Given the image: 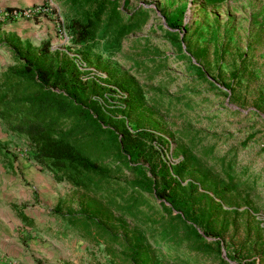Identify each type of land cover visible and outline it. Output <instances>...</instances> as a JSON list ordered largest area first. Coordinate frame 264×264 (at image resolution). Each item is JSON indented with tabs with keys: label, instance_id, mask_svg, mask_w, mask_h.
I'll return each mask as SVG.
<instances>
[{
	"label": "trees",
	"instance_id": "1",
	"mask_svg": "<svg viewBox=\"0 0 264 264\" xmlns=\"http://www.w3.org/2000/svg\"><path fill=\"white\" fill-rule=\"evenodd\" d=\"M193 1L203 8L226 0ZM59 2L69 46L11 38L12 63L0 70V122L24 140L29 159L78 194L75 206L60 201L53 215L66 231L101 246L108 264H257L256 257L242 256L244 247L233 250L225 239L239 229L241 207L247 205L233 163L213 159L214 147L197 143L198 133L188 129L178 132L170 152L177 160L170 161L169 141L157 134L161 127L154 112L168 104L161 87L91 59L96 49L117 53L126 37L146 24L148 9H130V0ZM187 7L179 4L163 31L181 57ZM207 51L200 56L205 61ZM137 58L134 67L149 70L152 81L160 62L152 60L149 69L148 57ZM89 65L105 75L93 74ZM194 71L201 83L214 86L207 69ZM223 86L231 94L223 84L214 88ZM0 153L5 155L1 143ZM163 247L183 255L169 258ZM256 250L264 261V243Z\"/></svg>",
	"mask_w": 264,
	"mask_h": 264
},
{
	"label": "rangeland",
	"instance_id": "2",
	"mask_svg": "<svg viewBox=\"0 0 264 264\" xmlns=\"http://www.w3.org/2000/svg\"><path fill=\"white\" fill-rule=\"evenodd\" d=\"M20 3L15 16H5L0 8V70L12 63L7 46L11 34L34 45L49 39L53 48L65 49L70 43L59 32V19H64L60 2ZM182 3L188 6L183 18L188 30L180 29L184 57L163 33L168 29L166 20L176 17L175 8ZM39 6L46 10L24 15ZM135 7L148 9L146 24L126 37L117 53L96 49L91 59L161 87L168 104L156 106L154 112L161 127L157 134L169 141L165 155L170 161L177 160L170 152L178 142V132L188 129L198 133L197 143L214 147L213 159L226 157L233 163L244 183L241 191L247 205L239 202L244 205L239 229H231L225 239L233 250L244 247L243 257H256L257 264H264L256 250L264 243V0H226L203 8L193 0H130L129 8ZM205 47L209 62L200 58ZM70 51L79 55L75 49ZM144 56L149 69L154 66L152 60L160 62L152 81L149 70L133 64L136 57ZM196 66L207 69L214 86L196 78ZM88 69L105 75L92 65ZM220 84L231 88V94L224 86L222 91L214 88ZM183 97L178 104L172 101ZM0 143L5 149V155H0V264H108L101 246L66 231L52 213L60 201L75 206L72 201L78 194L72 186L57 182L29 159L24 140L1 122ZM212 158L210 162L216 165ZM14 204L34 221L31 229L23 227L27 223L17 216ZM162 253L169 258L183 255L182 250L165 247ZM200 264L208 263L200 260Z\"/></svg>",
	"mask_w": 264,
	"mask_h": 264
},
{
	"label": "crops",
	"instance_id": "3",
	"mask_svg": "<svg viewBox=\"0 0 264 264\" xmlns=\"http://www.w3.org/2000/svg\"><path fill=\"white\" fill-rule=\"evenodd\" d=\"M22 0H0V8H2V9H4V8H9V7H11V8H18V7H20L21 6V4L22 3H20ZM58 2H59V0H57ZM10 37V36H9ZM8 37V38H9ZM10 38H12V39H19V40H21V38L20 37H18V36H16V35H13V34H11V37ZM25 41V40H24ZM0 155H2L1 153H0ZM3 156V155H2ZM14 205H16V204H14ZM14 207V206H13ZM14 209H15V211H16V214H17V216L21 219V220H23L25 223H27V224H23V227H25V228H32L31 227V225H29V223L27 222V221H30V222H32L33 220L31 219V217L26 213V212H22L21 210H16V208L14 207ZM24 218H26V219H24ZM34 222V221H33ZM32 226H33V224H32Z\"/></svg>",
	"mask_w": 264,
	"mask_h": 264
},
{
	"label": "built area",
	"instance_id": "4",
	"mask_svg": "<svg viewBox=\"0 0 264 264\" xmlns=\"http://www.w3.org/2000/svg\"><path fill=\"white\" fill-rule=\"evenodd\" d=\"M46 9L44 8V7H36L35 9H33L32 11H25L24 12V15H31V14H37V13H43L44 11H45ZM18 13L19 14H21L22 13V11H18ZM5 16H15L16 14H17V9L15 10V11H13L12 13H6L5 11H4V13H3ZM60 20H63V19H59V25H60V27H59V32H60V34L64 37V39H66V40H68L69 41V37H68V35H67V33H66V30H65V28H64V26H63V24H61L60 23ZM263 146V145H262Z\"/></svg>",
	"mask_w": 264,
	"mask_h": 264
}]
</instances>
